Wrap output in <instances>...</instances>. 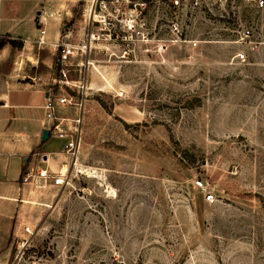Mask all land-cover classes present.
<instances>
[{"label": "rangeland", "instance_id": "1", "mask_svg": "<svg viewBox=\"0 0 264 264\" xmlns=\"http://www.w3.org/2000/svg\"><path fill=\"white\" fill-rule=\"evenodd\" d=\"M100 1L65 21L63 40L88 43L70 72L83 92L67 87L78 154L25 196L0 264H264V9Z\"/></svg>", "mask_w": 264, "mask_h": 264}, {"label": "crops", "instance_id": "2", "mask_svg": "<svg viewBox=\"0 0 264 264\" xmlns=\"http://www.w3.org/2000/svg\"><path fill=\"white\" fill-rule=\"evenodd\" d=\"M81 0H0V40L5 35L24 45L10 60L12 44L0 46V259L13 253L12 238L22 225V201L38 182H24L26 171L39 168L62 171L68 154L66 140L50 135L42 139L47 80L55 74L57 44L68 35L65 21L73 17ZM84 1V0H83ZM46 29L39 43L40 27ZM43 66L38 71L37 67ZM59 114L77 113L75 106L58 104ZM26 173V172H25ZM53 185V184H52Z\"/></svg>", "mask_w": 264, "mask_h": 264}, {"label": "built area", "instance_id": "3", "mask_svg": "<svg viewBox=\"0 0 264 264\" xmlns=\"http://www.w3.org/2000/svg\"><path fill=\"white\" fill-rule=\"evenodd\" d=\"M191 8H205L210 5L219 4L225 5L229 0H185ZM256 7L264 9V0H251ZM101 6H106L105 0L100 1ZM139 5L145 6L146 1L141 0ZM133 19V18H132ZM135 24H132L133 27ZM172 30H180L179 24L173 22L171 26ZM39 43L46 42L44 26L40 27ZM239 40L243 43L241 47L236 52V57L240 60H247L249 58V48L254 43L252 36L254 35V27L252 25L243 26L239 29ZM197 42L194 41V44ZM88 50L87 42H77L71 43L69 41H64L63 43L57 44V54L59 61V68L54 75H52L46 82L48 88V94L45 99V118L44 126L49 128L51 135L64 138L66 143L64 145V150L70 157L77 156L80 145L82 143V119H83V102L79 101L75 93L69 91L67 87H72L78 92H83L82 88L85 87L87 83L86 75L80 74L79 78H73L70 74L74 66L80 65L81 62L76 61L78 56H83ZM80 71V70H79ZM58 104L69 105L78 107L80 113L74 116L67 114H59L57 111ZM65 173L63 171L56 172L54 170L50 171L47 168H39L38 165L34 164L30 167L28 171L24 174V182H38L42 179L44 184L52 183L53 185H60L64 183ZM198 185H204L203 180L197 179ZM207 198L209 200L214 199L213 193H208ZM27 231H31L30 227L26 228Z\"/></svg>", "mask_w": 264, "mask_h": 264}, {"label": "trees", "instance_id": "4", "mask_svg": "<svg viewBox=\"0 0 264 264\" xmlns=\"http://www.w3.org/2000/svg\"><path fill=\"white\" fill-rule=\"evenodd\" d=\"M79 3H83V0H81ZM66 29H69V28H66ZM7 42H10L12 44V52H11V57H10V60H12L17 49H20L23 47L24 41L22 39L13 38L10 35H5L0 40V46L6 44ZM58 68H59V61H58V54H57V56H56V69H58ZM37 70L38 71L43 70V66H38ZM26 167L27 166L25 165L24 170H23L24 174H25L26 169H27Z\"/></svg>", "mask_w": 264, "mask_h": 264}, {"label": "water", "instance_id": "5", "mask_svg": "<svg viewBox=\"0 0 264 264\" xmlns=\"http://www.w3.org/2000/svg\"><path fill=\"white\" fill-rule=\"evenodd\" d=\"M51 135V131L49 128H44L43 129V135H42V139L43 140H47Z\"/></svg>", "mask_w": 264, "mask_h": 264}]
</instances>
